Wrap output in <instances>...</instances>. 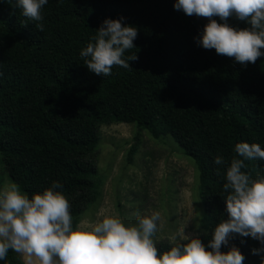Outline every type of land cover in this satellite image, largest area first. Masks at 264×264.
<instances>
[{"label": "trees", "instance_id": "1", "mask_svg": "<svg viewBox=\"0 0 264 264\" xmlns=\"http://www.w3.org/2000/svg\"><path fill=\"white\" fill-rule=\"evenodd\" d=\"M173 3L48 0L40 31L0 0V157L12 182L30 195L53 181L62 184L73 224L79 225L100 196L102 126L135 123L155 139L170 135L199 172L204 205L199 238L207 245L212 229L226 218L223 172L236 156L234 145L256 142L264 148V57L242 65L200 47L208 21L174 9ZM119 17L137 27L130 50L137 59L128 69L113 66L108 77L96 75L79 51L105 18ZM227 22L249 27L235 17ZM137 148L138 143L131 146L129 163ZM218 154L224 166L214 164ZM245 165L253 178L264 174V161ZM174 244L156 246L166 251ZM229 244L244 255L242 264H260V256L251 254L259 247L256 240L237 235ZM6 264L24 262L10 250Z\"/></svg>", "mask_w": 264, "mask_h": 264}, {"label": "clouds", "instance_id": "2", "mask_svg": "<svg viewBox=\"0 0 264 264\" xmlns=\"http://www.w3.org/2000/svg\"><path fill=\"white\" fill-rule=\"evenodd\" d=\"M7 3L43 30L39 22L48 0ZM173 8L188 16L209 18L197 41L200 47L214 49L242 65L264 57V0H174ZM229 17L249 27H232ZM124 21V17L105 18L80 49L79 56L90 72L108 77L113 66L128 69L129 61L137 59L136 53H130L135 48L137 27ZM233 150L236 156L223 172L226 218L212 229L207 245L198 235L184 234L183 242L158 251L153 238L160 220L156 211L137 214L134 223L109 215L86 226L74 225L69 201L58 181L31 195L9 183L0 186V262L6 264L11 250L22 256L24 264H242L244 255L229 244L238 235L259 243L251 254L260 256V264H264V174L253 178L244 171L245 161H264V148L256 142H238ZM213 162L225 165L219 154ZM176 239L173 235L172 240ZM222 246L227 251H221Z\"/></svg>", "mask_w": 264, "mask_h": 264}, {"label": "rangeland", "instance_id": "3", "mask_svg": "<svg viewBox=\"0 0 264 264\" xmlns=\"http://www.w3.org/2000/svg\"><path fill=\"white\" fill-rule=\"evenodd\" d=\"M193 16L204 22L209 19ZM100 138L97 154L102 181L100 196L79 225L86 226L109 215L134 223L137 214L156 211L160 220L153 237L155 243H177L184 234H204L200 225L204 205L199 172L172 136L155 139L147 130H139L135 123H113L102 126ZM136 143L137 151L129 163L128 152ZM9 183L13 182L0 157V186ZM173 235L177 237L175 241ZM15 254L23 261L22 256Z\"/></svg>", "mask_w": 264, "mask_h": 264}]
</instances>
